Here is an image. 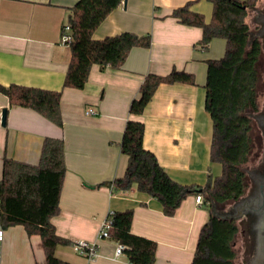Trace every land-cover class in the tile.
Segmentation results:
<instances>
[{"label":"crops","instance_id":"obj_1","mask_svg":"<svg viewBox=\"0 0 264 264\" xmlns=\"http://www.w3.org/2000/svg\"><path fill=\"white\" fill-rule=\"evenodd\" d=\"M78 0H0V84L62 90L63 125L28 107L11 105L0 92V179L5 157L38 164L46 137L64 140L66 173L60 211L52 217L58 235L70 240L56 248L65 264H88L73 244L94 242L92 264H128L118 242L101 238L103 221L111 211L134 210L132 231L158 244L155 264H192L200 230L210 217L202 187L208 174L218 176L222 165L211 162L213 121L205 108L207 60L220 58L225 38H214L205 50L202 29L172 16L175 8H190L210 21V0H123L95 29L102 39L124 31L151 35L150 47L135 46L122 67L101 70L94 64L83 88L64 87L71 48L62 40L71 7ZM126 1V2H125ZM125 2V3H124ZM248 22V16L246 17ZM186 70L196 83H161L140 115L129 112L131 101L149 73ZM93 108L95 113H88ZM3 110L6 120L2 123ZM144 122V147L151 150L173 179L195 185L175 214L163 212L160 201L138 190H116L112 181L126 170L128 157L121 141L128 119ZM205 199V198H204ZM0 264H48L41 236L29 235L22 224L3 228Z\"/></svg>","mask_w":264,"mask_h":264},{"label":"trees","instance_id":"obj_2","mask_svg":"<svg viewBox=\"0 0 264 264\" xmlns=\"http://www.w3.org/2000/svg\"><path fill=\"white\" fill-rule=\"evenodd\" d=\"M123 0H78L71 7L68 23L72 39L68 41L71 58L64 78V87L83 88L91 68L99 65L122 67L135 46L150 47V34L138 35L124 31L95 39L93 32ZM213 13L210 21L204 14L190 8V3L175 8L172 16L181 23L202 29L199 41L207 49L214 38H225V53L207 60L205 108L213 121L210 150L211 162L222 165V172L211 171L202 187L204 201L211 206L210 217L202 226L192 264H235L238 256L236 239L239 225L235 219L218 216L212 207L238 199L246 189L242 170L250 157L252 139L251 118L255 107L257 61L260 43L251 41L246 21L249 9L257 0H210ZM196 83L193 73L173 68L168 74L149 73L140 86V94L129 106L132 115H140L161 83ZM0 92L9 97L11 105L28 107L44 117L63 125L61 112L62 90L0 84ZM144 122L127 120L121 141V151L127 155V167L112 184L115 189L129 190L134 184L139 191L158 199L163 212L172 216L183 200L196 193L195 185L179 183L160 165L156 155L144 147ZM66 164L64 140L46 137L40 161L30 164L5 157L0 179V226L22 224L29 235L41 236L48 264H65L56 256L60 244L70 240L57 234L52 217L60 211V195ZM134 210L113 211L110 238L124 246L128 264H155L157 242L132 231Z\"/></svg>","mask_w":264,"mask_h":264},{"label":"flooded vegetation","instance_id":"obj_3","mask_svg":"<svg viewBox=\"0 0 264 264\" xmlns=\"http://www.w3.org/2000/svg\"><path fill=\"white\" fill-rule=\"evenodd\" d=\"M248 24L250 40L261 46L255 107L249 114L252 150L249 160L242 165L245 192L229 201L232 206L229 213L240 227L238 235L242 236L246 264H264V1L250 7Z\"/></svg>","mask_w":264,"mask_h":264},{"label":"built area","instance_id":"obj_4","mask_svg":"<svg viewBox=\"0 0 264 264\" xmlns=\"http://www.w3.org/2000/svg\"><path fill=\"white\" fill-rule=\"evenodd\" d=\"M71 25L70 23H66L62 27V40L66 43L72 39V33H71ZM88 113H95L93 108H89ZM196 202L198 204H202L204 202V197L202 194L197 193L196 195ZM113 222V211L109 212L107 217L102 223L99 236L101 238H110L109 230L112 227ZM4 236V229L0 226V240L3 239ZM75 250L86 256L88 259V264H92L93 260L96 258L98 254V246L94 242H88L86 240H79L73 244ZM124 251V246L121 243H118L116 248V254L119 255Z\"/></svg>","mask_w":264,"mask_h":264},{"label":"rangeland","instance_id":"obj_5","mask_svg":"<svg viewBox=\"0 0 264 264\" xmlns=\"http://www.w3.org/2000/svg\"><path fill=\"white\" fill-rule=\"evenodd\" d=\"M264 0H257L256 4L262 3ZM231 204L225 203L224 205H215L212 207V210L218 215L222 216V214H229L231 211ZM208 210L211 211V206L207 205ZM237 244H236V250L238 252V256L236 259L235 264H246L245 256H244V251H243V242H242V236L239 234L237 237Z\"/></svg>","mask_w":264,"mask_h":264},{"label":"water","instance_id":"obj_6","mask_svg":"<svg viewBox=\"0 0 264 264\" xmlns=\"http://www.w3.org/2000/svg\"><path fill=\"white\" fill-rule=\"evenodd\" d=\"M126 2V1H125ZM124 2V3H125ZM6 120V110H3V114H2V123H4ZM220 217H223V218H230V219H233V217H231V214H222V216Z\"/></svg>","mask_w":264,"mask_h":264}]
</instances>
